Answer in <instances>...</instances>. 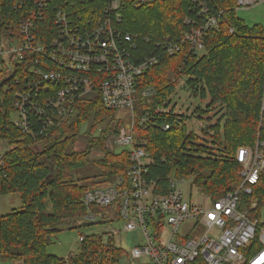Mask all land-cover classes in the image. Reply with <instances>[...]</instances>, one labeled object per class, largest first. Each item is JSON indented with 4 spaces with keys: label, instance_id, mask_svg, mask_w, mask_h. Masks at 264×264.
Wrapping results in <instances>:
<instances>
[{
    "label": "trees",
    "instance_id": "obj_1",
    "mask_svg": "<svg viewBox=\"0 0 264 264\" xmlns=\"http://www.w3.org/2000/svg\"><path fill=\"white\" fill-rule=\"evenodd\" d=\"M219 17V27L208 30L205 51L193 53L183 48L175 55H162L158 63L139 76L138 89L151 86L154 96L151 103L144 102L154 114L158 104H169L180 81L200 97L203 106H194L186 118L202 117L215 110L220 115L215 125L219 152L195 141L196 133L186 125L175 123L174 115H155L145 129H135L138 141L147 140L154 160L149 177L157 182V191L166 192L169 176L191 178L192 185L216 199L237 189L241 182L240 161L237 149L256 147L264 154V114L261 106L264 95V25H248L237 13V0H206ZM106 0H96L102 6ZM122 28L132 33L139 43L153 47L163 35H182L187 29L183 21L192 13L191 0H156L134 8L130 3L123 7ZM15 7L14 0H0V40L5 36L22 37L20 23L24 17ZM233 29V31H231ZM31 62L16 63L0 68V139L10 149L0 156V196L19 193L22 207L0 214V254L6 260H21L23 264H118L128 251L121 247L110 232L87 234L77 254L68 258L48 251V237L59 232L55 227L65 219L86 218L87 207L82 201L90 187L73 181V171L90 162L87 154L94 148L102 152L94 164L98 168L95 185L113 182L118 175H126L130 166L127 150H110L105 141L109 133L119 130L115 111L107 108L98 97L79 99L76 113L60 119L57 124L36 139L26 134L14 120L15 93L11 89L15 77L29 72ZM190 108V106L188 107ZM197 115V116H196ZM109 119L110 124L98 136L92 137L84 152L68 151L87 120L91 128ZM169 121L171 128L163 129ZM223 125V126H222ZM223 127V132H220ZM43 143L40 150L35 145ZM86 157V158H85ZM257 200L259 215L264 208V168L252 195H242L241 205L248 207ZM111 207L91 206V211L104 214ZM119 217L118 210L115 217ZM86 225L97 223L86 221ZM190 264H206L198 257Z\"/></svg>",
    "mask_w": 264,
    "mask_h": 264
},
{
    "label": "built area",
    "instance_id": "obj_2",
    "mask_svg": "<svg viewBox=\"0 0 264 264\" xmlns=\"http://www.w3.org/2000/svg\"><path fill=\"white\" fill-rule=\"evenodd\" d=\"M14 1L24 13L22 37L9 35L0 40V68L32 63L29 72L17 75L10 87L15 93V123L36 139L60 119L75 114L77 100L98 97L107 108L124 112L131 119L128 130L112 131L105 141L117 151H128L131 163L127 173L85 191L86 219H95L93 205L111 207L103 215L112 212L113 219L118 210L123 228L110 233H138V243L127 251L142 264H190L198 257L206 264H264L262 210L253 215L257 200L248 207L241 205L242 195L253 194L264 168L259 144L249 164L239 172L237 189L212 199L205 193L189 196L183 187L186 178L174 175L169 176L167 191L158 192L156 180L148 176L154 163L148 142L135 137L136 128L145 129L159 114L167 119L172 113L174 124L189 129V118L185 117L189 109H179L173 99L168 105L158 104L152 114L143 103L152 102L154 89L148 86L139 92L138 78L162 55H175L183 48L189 51V47L202 54L206 34L219 27L221 12L213 13L206 0H191L192 13L183 21L187 26L184 33L163 35L149 49L124 31L122 9L127 3L140 8L156 0H106L102 6L96 5V0ZM260 2L237 0V6L248 8ZM136 107L142 113H137ZM261 112L263 115L264 95ZM167 120L162 124L165 130L172 124ZM198 224L206 226L203 234L197 233Z\"/></svg>",
    "mask_w": 264,
    "mask_h": 264
},
{
    "label": "rangeland",
    "instance_id": "obj_3",
    "mask_svg": "<svg viewBox=\"0 0 264 264\" xmlns=\"http://www.w3.org/2000/svg\"><path fill=\"white\" fill-rule=\"evenodd\" d=\"M237 13L241 19H243L248 25H254L257 23L264 25V0L258 3L253 7L248 8H238ZM18 44V42H16ZM185 77L180 81L176 91L173 93L172 98L174 102L177 104L176 106L181 109H189V113L191 114L194 110V106L201 103V105H205L209 99L205 102H201L200 97L191 96L192 91L185 85ZM190 106V108H188ZM137 113H142V109L136 107ZM215 110H211L209 113L203 114L202 117H193L189 119V131H193L196 133L197 138L195 141H201L202 143H206L212 147L213 151L219 152L216 142V134L218 129H216L215 125L218 121L220 115L214 114ZM197 116V115H196ZM115 119L119 124L120 129L128 130L131 125V119L126 115V113L115 112ZM108 119L105 120L104 123L98 125L95 128H91L92 121L87 120L84 122L80 128L79 135L76 140L71 143L68 147V151L70 153L74 152H85L88 149V143L92 139V137L98 136L104 128ZM115 122H112L110 126H114ZM223 126V125H222ZM220 132H223V127H221ZM44 144L38 143L34 147L37 150H40ZM106 145V144H105ZM110 150H117L115 146L111 148L107 146ZM10 149V145L7 141L0 139V156L3 155L7 150ZM254 147L250 146H242L237 149V159L240 156V164L241 168L244 167L247 163L249 164L252 151ZM87 158L91 161L95 159H99L102 156V152L94 148L87 155ZM86 158V157H85ZM87 162L86 165L78 170L73 171V181H77L79 185H87L90 187H94L95 183H99L100 178L95 177L96 173H98V168L94 162ZM247 164V165H248ZM246 165V166H247ZM102 186V184L97 185ZM183 187L186 193L191 197H196L202 195V190L198 187L192 185V179L186 178V181L183 184ZM204 195V193H203ZM22 201L19 193H12L7 195L6 198L0 196V214H5L13 209H21ZM120 217H116L113 219V213L109 212L107 217L103 214H96L95 219H89L83 217L75 218V219H65L59 221L55 224V227H58L59 232L52 234L48 237V251L53 254H57L61 257H70L77 254L80 250V243L84 239L87 234L90 233H104L111 232L112 229H122L123 222L119 219ZM260 218L264 220V208L262 209ZM86 221H92L97 224L93 226L86 225ZM190 228V227H189ZM206 226L203 224H198L196 226V231L198 234H203L206 231ZM187 227L184 225L182 227V231L184 233L187 232ZM112 234H114L112 232ZM117 243L125 248L126 250H130L133 246L138 243L137 236L138 233H125L121 232L118 234H114ZM196 235L195 233L192 234ZM5 261L6 263H4ZM0 264H23L21 260L13 261L6 260L0 254ZM118 264H142L140 259H133L129 255H125L119 261Z\"/></svg>",
    "mask_w": 264,
    "mask_h": 264
},
{
    "label": "crops",
    "instance_id": "obj_4",
    "mask_svg": "<svg viewBox=\"0 0 264 264\" xmlns=\"http://www.w3.org/2000/svg\"><path fill=\"white\" fill-rule=\"evenodd\" d=\"M7 195H9V194H7ZM7 195H2L1 197L6 198ZM3 262L6 263L5 261H3Z\"/></svg>",
    "mask_w": 264,
    "mask_h": 264
}]
</instances>
